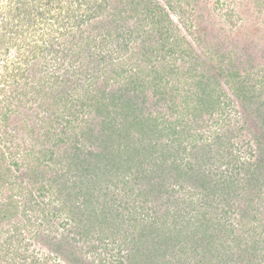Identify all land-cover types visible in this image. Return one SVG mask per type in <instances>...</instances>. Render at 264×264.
<instances>
[{
	"label": "trees",
	"instance_id": "1",
	"mask_svg": "<svg viewBox=\"0 0 264 264\" xmlns=\"http://www.w3.org/2000/svg\"><path fill=\"white\" fill-rule=\"evenodd\" d=\"M32 1L0 0V193H9L0 219L20 214L27 227L41 220L53 233L54 250L66 257H77L81 248L75 241H82L87 251L118 245L122 259L127 249L129 264H174L178 258L180 264L189 247L200 252L197 264L209 258L212 264H264V135L256 138V148L235 141L230 128L222 132L220 120L214 122L211 141L192 127L223 109L221 98H228L220 81L224 75L252 117L262 119L258 124L264 130V78L250 74L243 79L251 83L243 85L236 81L238 72L225 75L215 67L217 75L180 81L193 65L176 72L172 61L184 48H194L186 39L171 42L175 18L158 0ZM120 1L124 6H118ZM46 2L57 10L43 8ZM84 3L87 12L105 14L108 33L81 46L84 36L73 35L68 52L56 38L68 34L70 26L79 27L76 20L85 15L71 11ZM151 18L157 26L138 36ZM130 19L137 27L128 26ZM63 20H73L68 29L60 27ZM103 26L101 21L98 27ZM52 59L55 69L47 64ZM71 69L87 74L75 89ZM80 88L79 105L72 104L70 90ZM60 103L68 113L59 112ZM158 103L165 114L154 111ZM41 108L50 111L42 121ZM84 109L90 117L81 129L76 123ZM189 117L191 125L184 124ZM33 118L43 123V132L29 123ZM62 123L58 133L56 124ZM242 129L236 128V135ZM22 132L48 148L42 158H33L37 164H26L18 174L24 167L18 156L34 153L33 147L21 152L14 145ZM56 221L75 226L56 236L66 229ZM247 232L253 235L245 237ZM178 237L185 245L169 246Z\"/></svg>",
	"mask_w": 264,
	"mask_h": 264
},
{
	"label": "rangeland",
	"instance_id": "2",
	"mask_svg": "<svg viewBox=\"0 0 264 264\" xmlns=\"http://www.w3.org/2000/svg\"><path fill=\"white\" fill-rule=\"evenodd\" d=\"M158 1L164 7H167L168 12L175 18L176 24H174V26H170V28L173 30L171 33L173 36L171 38V42H175L179 38L181 40L186 39L188 45L191 44L194 48L193 52L190 50V48H184L183 51L181 50L176 54L175 59L172 61L174 67L173 69L176 72L181 70H184L183 72H188L189 66L191 64L193 65L190 73H188L186 77L182 75L180 81L184 82L188 79V82H192L193 79L191 76L193 75L196 76V82H199L201 78L204 79L208 77L209 74L217 75L215 67L220 68L222 74L225 75L231 71L238 72L239 77L236 79V81H238V83L242 82L243 85L251 83L249 78L248 80L246 79L245 83L243 79L245 76L250 74L259 80L264 78V0ZM32 2L34 3V1ZM37 6H41V4H37ZM42 6L47 10L52 8L55 11L57 10L54 5L47 6V2L45 4L43 3ZM75 6L76 4H74L72 7V9L75 11L72 10L71 15H85L84 18L76 20L79 23V27L74 25L70 26V29H68L70 22L73 20H71L69 23L63 20V23L62 21L60 23V27L68 29L69 33L64 36L57 35L56 38L59 46L61 48L67 49L68 52L70 48V41L74 40L73 35L78 37L81 33L84 36V39L80 44L81 46L86 43L85 41L88 39L91 40V38H93L98 40L101 39V36L108 33V25L106 24L105 14L102 13V16H97L96 11L94 10L87 12V4L85 3L84 7L82 8H75ZM118 6L122 7L124 4L120 1V3L118 2ZM92 12H94L96 15L92 14ZM128 13L129 12L126 13V16H129ZM154 20V18L149 19L146 26L144 27V30L141 29L138 36L143 34V31L146 32L154 29V27L157 26L154 23ZM101 21L104 22L102 29L98 27L101 24ZM135 21L136 19H130L128 26H136ZM165 26L167 27V25ZM126 33L127 30L123 34L126 35ZM27 34L30 36L32 35V32L27 31ZM142 38H144V36L137 39V42L134 40L131 45H137L139 40ZM184 44H186V42ZM103 48L105 49V47ZM211 58H213L212 61ZM42 61L44 62V60ZM100 63H104V60H101ZM47 64L49 68L55 69V62L53 59L48 60ZM64 69V71L68 70L66 66H64ZM30 73L33 75L34 71L30 70L28 74ZM62 73L63 72H60V74ZM71 75L73 76L71 81L74 79L73 81L76 82V85L74 84L73 87V89H75V86L79 85V79L84 78L87 74L84 73V70L71 69ZM100 76L105 77L106 75L104 73H100ZM62 78H64V75L60 77V79ZM170 78L173 80L174 84L177 83V79L175 77ZM224 78V75H222L220 79L222 89L228 95V98L230 97V100L226 97H222L221 102L223 109L220 110V112H216L212 119H209V117L206 115L202 117L200 121H198V125L200 127L194 124H192V127L196 130L200 128L199 132L204 134L205 137L210 138L215 131L214 122L216 120H220L222 124L219 129L222 132H225V129L230 128L232 131H234L232 135L235 141H240V139H242L245 140V142H250V146L252 147L254 143V146L257 148L258 146L256 143V138L258 136L264 135V130L262 127H259L258 124L262 122V119L252 117L250 112L238 100L233 91V87H228L226 85ZM20 79L25 82L22 76ZM70 85L71 84L68 83V86ZM85 85H88V83ZM243 85H236V88L238 86L240 89V87L242 88ZM186 87L188 89L181 91V94H185L187 90H189L190 85H187ZM60 88L63 87L60 86ZM256 88H260L261 90L262 84L258 82L256 84ZM191 89L199 90L197 86L191 87ZM169 91H171V89ZM218 91L221 90L218 88ZM71 92L73 96L72 98H75V102H72V104L79 105L76 96H80L82 94L81 92L84 91L82 88H80V90H74V92L71 89L70 93ZM257 94L259 93L257 92L256 96H258ZM54 109L55 108L50 107L51 112H53ZM67 110L68 109L62 103L59 104V112L61 111L66 113ZM50 111L42 108L38 110V115H40L41 121L43 120L44 113L49 115ZM88 111L89 109H84V111L80 113V121L76 123V125L81 127V129L82 127L86 128L84 121L90 117V115L87 114ZM154 111L157 112V114H165L162 103L155 105ZM171 118L175 120L176 117L174 116ZM40 119L33 118L29 123L36 126L37 131L39 130V132H43L44 130L41 127L43 123L39 121ZM191 121V117L188 119L186 118L184 120V124L186 122V124L191 125ZM63 125L64 123L61 125L56 124L55 130H57L59 133L63 129ZM241 127L243 128L242 132L236 135V128L238 129ZM81 129L79 128L78 133H81L80 136L83 137L82 134L84 133H82ZM33 139L36 141L35 138ZM33 139L31 135L22 132L21 136L14 140L15 146L16 144L21 146V152L24 150L27 151L32 147L34 150V153L29 157H25V159L21 158L22 153L20 156H18L20 162L22 161L24 164V167L18 172V174L24 173L26 171V164L29 166L34 163L37 164L36 160L32 162L33 158H42V149L48 148V146L42 145L41 141L35 143ZM211 139L213 138H210L209 141H211ZM247 157H250V155H247ZM8 194L9 193H7V191L0 193V208L5 207L8 203ZM16 199H18L20 202L22 201L21 196L17 197ZM57 223H61V221ZM61 224V226H64L66 229L63 228L60 230V232H55L54 235L57 234L56 236H61L62 231L71 232L75 226L74 223L71 225H64L63 223ZM180 224H182V222ZM26 225V219L22 218L20 214L17 217H12L11 219H0V264H129V261L125 257L127 249H124L122 253V259V257L116 253L118 245H112V247H109L107 250H103L104 247H101L97 251H87L88 248L86 245H84V242L75 241V246L81 248L79 253H77L78 256L75 257L74 255H71L70 257H66L64 253L54 250L53 245H51L49 242L53 237V233L49 232V227L42 225L41 220H34L33 226L31 227H27ZM251 235H253L252 232H247L244 236L249 237ZM173 243L174 244L172 245L171 241H168V244H170L169 246H174L177 244V246L181 247L185 245V241L182 240L181 237L175 239ZM169 246L163 247L168 249ZM181 249L182 248L179 250ZM159 253L165 254L163 251H152V254L155 255H158ZM152 254L147 253L145 256L148 257ZM199 256V250L197 251L196 249L189 247L180 255V264H197ZM65 257L69 258L68 261L65 259ZM178 259H176V261ZM166 261L167 260H164V263L161 264H167ZM176 261L174 264H177ZM211 262L212 261L209 258L207 264H212Z\"/></svg>",
	"mask_w": 264,
	"mask_h": 264
}]
</instances>
